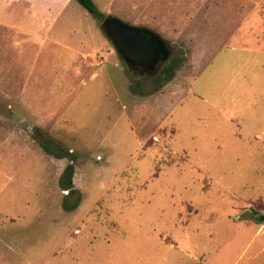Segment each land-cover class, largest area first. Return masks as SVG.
<instances>
[{
    "label": "rangeland",
    "instance_id": "obj_1",
    "mask_svg": "<svg viewBox=\"0 0 264 264\" xmlns=\"http://www.w3.org/2000/svg\"><path fill=\"white\" fill-rule=\"evenodd\" d=\"M92 1L182 63L154 91L75 0H0V264H264V0Z\"/></svg>",
    "mask_w": 264,
    "mask_h": 264
},
{
    "label": "water",
    "instance_id": "obj_2",
    "mask_svg": "<svg viewBox=\"0 0 264 264\" xmlns=\"http://www.w3.org/2000/svg\"><path fill=\"white\" fill-rule=\"evenodd\" d=\"M101 29L128 69L148 68L154 76L169 59L166 43L148 28L133 27L115 17H106ZM263 220L261 217L260 221Z\"/></svg>",
    "mask_w": 264,
    "mask_h": 264
},
{
    "label": "trees",
    "instance_id": "obj_3",
    "mask_svg": "<svg viewBox=\"0 0 264 264\" xmlns=\"http://www.w3.org/2000/svg\"><path fill=\"white\" fill-rule=\"evenodd\" d=\"M92 18L98 21H103L105 16L98 11L92 0H75ZM182 63L181 58H172L159 72V74L153 78V90L157 91L165 84L171 82L175 77L176 71L179 69ZM135 88V89H134ZM141 84H135V87H131L133 93L143 96L140 90ZM42 149L49 155L57 159H68L70 163L64 168L62 174L59 177L58 185L63 192H68L63 196L62 209L66 212H72L79 206V201L72 202L69 195L73 191V176H74V156L67 150H60L53 152L49 147L41 145Z\"/></svg>",
    "mask_w": 264,
    "mask_h": 264
},
{
    "label": "crops",
    "instance_id": "obj_4",
    "mask_svg": "<svg viewBox=\"0 0 264 264\" xmlns=\"http://www.w3.org/2000/svg\"><path fill=\"white\" fill-rule=\"evenodd\" d=\"M58 4H60V2L56 3L53 6H51V5H43V6L41 5V6H39L40 9H41L42 14H39L38 13L39 12L38 9H36V6H34V8L32 10H29V13H28V16H29L30 19H28V20L26 19L25 22L26 23H30V24H34V23L42 22L43 19H47L48 20V17H50V18H52V17L55 18L56 17V19H57L60 16L59 13H61V11H62L61 9L63 8L62 5L60 7H58L57 6ZM57 9H58V12L56 11ZM15 12H16L15 17H16L17 15H19V13H18V10H16ZM20 18L21 17H19V19ZM55 20H53V22ZM48 21H50V20H48ZM20 22H21V19H20ZM50 22H52V21H50Z\"/></svg>",
    "mask_w": 264,
    "mask_h": 264
},
{
    "label": "flooded vegetation",
    "instance_id": "obj_5",
    "mask_svg": "<svg viewBox=\"0 0 264 264\" xmlns=\"http://www.w3.org/2000/svg\"><path fill=\"white\" fill-rule=\"evenodd\" d=\"M165 65H166V64H165ZM165 65H164V66H165ZM164 66H163V67H164ZM163 67H161V69H162ZM161 69H160V70H161ZM140 71H143V72H145L147 75H150V72H149V69H148V68H142V69H140Z\"/></svg>",
    "mask_w": 264,
    "mask_h": 264
}]
</instances>
